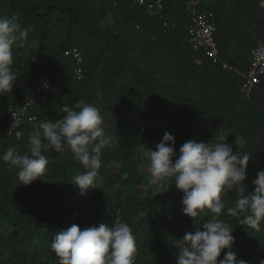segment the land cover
Listing matches in <instances>:
<instances>
[{"label":"trees","instance_id":"obj_1","mask_svg":"<svg viewBox=\"0 0 264 264\" xmlns=\"http://www.w3.org/2000/svg\"><path fill=\"white\" fill-rule=\"evenodd\" d=\"M199 6L215 15L219 59L240 71L248 69L250 49L264 34L258 0H199ZM99 9L109 12L110 25H102ZM0 17L31 26L23 47H13L17 81L11 93L0 95V155L8 147L27 152L33 125L62 118L61 108L80 99L99 108L105 132L113 137L101 153L103 184L96 180V188L85 195L72 184L85 169L68 150L56 153L45 144L47 171L28 186L0 161V220L10 225L0 229V264H59L50 248L57 231L72 224L81 230L111 224L117 217L133 229L137 264H177V242L186 232L202 231L209 211L194 220L183 214V194L175 184L152 197L149 177L143 196L111 193L116 182H144L141 148L155 150L165 132L174 136L177 154L189 139L213 143L224 136L234 152L251 156L244 184L246 194L253 191L252 181L264 170V75L246 96L236 73L193 50L183 0L166 1L156 17L126 0H0ZM71 47L82 53L81 78L73 75V62L64 55ZM43 75L51 82L34 110L36 120L7 135V108L18 105ZM16 131L23 136L17 138ZM222 199L226 208L233 206L235 188ZM219 218L234 227L237 260H264V223L255 231L236 218Z\"/></svg>","mask_w":264,"mask_h":264},{"label":"clouds","instance_id":"obj_2","mask_svg":"<svg viewBox=\"0 0 264 264\" xmlns=\"http://www.w3.org/2000/svg\"><path fill=\"white\" fill-rule=\"evenodd\" d=\"M30 31V25L24 27L15 18L0 17V95L11 93L17 81L11 68L13 47H23ZM60 111L64 114L62 118L33 125L27 152L21 154L16 147H8L0 155V161L16 170L20 184L28 186L47 171L49 158L42 152L45 144L56 153L68 150L85 169L73 177L72 183L80 195H85L88 189L96 188L102 167L101 153L111 146L113 137L105 132L99 108L84 99L74 106L65 104ZM15 135L20 138L23 132L16 131ZM174 145V136L165 132L155 150L144 145L141 148L148 161L151 196L175 184L183 194V214L193 220L205 209L211 214L202 231L186 232L177 242L180 246L177 264H247L245 260H237L232 251L234 227L219 217L236 218L240 225L260 231L264 223V170L257 172L252 181L255 187L246 194L244 181L251 156L234 152L224 136L216 137L213 143L189 139L179 148V154ZM233 188L234 205L226 208L222 194ZM50 248L59 257V264H135L137 253L133 229L119 217L111 224L100 223L83 230L72 224L56 232ZM222 251L223 258L218 260ZM259 264H264V260Z\"/></svg>","mask_w":264,"mask_h":264},{"label":"built area","instance_id":"obj_3","mask_svg":"<svg viewBox=\"0 0 264 264\" xmlns=\"http://www.w3.org/2000/svg\"><path fill=\"white\" fill-rule=\"evenodd\" d=\"M140 8L146 16H160L166 1L174 0H126ZM259 7L264 10V0H258ZM183 6L188 14L187 35L193 50L201 51L212 61L219 62L223 69L236 73L242 79V89L246 96L251 93L257 78L264 75V34L258 37L249 52V67L240 71L219 59V51L214 34L216 31L215 15L212 10L201 8L199 0H183ZM64 55L72 60V73L81 78L84 73L82 53L77 47L64 51ZM51 78L43 75L35 80L30 93L20 100L19 104L7 108L8 122L4 128L7 135L25 122L36 120L34 113L37 105L45 100L44 91L48 88ZM10 131V132H9ZM135 264L136 261H135Z\"/></svg>","mask_w":264,"mask_h":264},{"label":"rangeland","instance_id":"obj_4","mask_svg":"<svg viewBox=\"0 0 264 264\" xmlns=\"http://www.w3.org/2000/svg\"><path fill=\"white\" fill-rule=\"evenodd\" d=\"M100 5V4H99ZM100 11V15H102V25L103 26H108L112 23V18L109 14V12L106 9H99ZM139 171H143L144 176H145V180L142 184L139 185H127V184H122L119 182H116V184L114 185V187L111 189V193L112 194H116V193H121L122 197L127 196L128 194L131 195H138L143 196L146 194V190L148 188V161L147 159L143 160L141 166L139 167ZM97 182L99 185L103 184L102 181V177L98 175L97 177ZM10 229V225L1 221L0 220V229Z\"/></svg>","mask_w":264,"mask_h":264}]
</instances>
